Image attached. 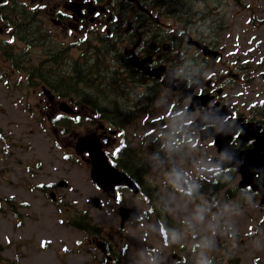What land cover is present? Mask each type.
Masks as SVG:
<instances>
[{
    "label": "rangeland",
    "instance_id": "rangeland-1",
    "mask_svg": "<svg viewBox=\"0 0 264 264\" xmlns=\"http://www.w3.org/2000/svg\"><path fill=\"white\" fill-rule=\"evenodd\" d=\"M203 7L211 10L206 3L196 9ZM178 11L174 7L161 18L185 32L179 20L183 8ZM216 14L219 28L215 37L225 51L224 59L211 61L206 74L217 73L218 64L223 71L231 65L232 71L245 73L230 93L247 113L264 109V0H226L219 3ZM197 26L211 33L199 21L193 30L186 31L198 34L194 30ZM67 37L56 32L45 42L39 37L28 44L0 28V264H264V204L260 195L252 190L244 198L229 196L227 192L240 180L238 175L216 196L211 194L216 208L211 209L206 196L212 192L205 194L201 189L220 168L222 157L212 139L201 140L197 133L181 131L179 127L187 129L183 122L190 119L184 115L171 114L169 121L159 126L150 124V115L161 121L162 113L184 111L185 104L179 105L176 95L168 99L164 94L144 97L148 100L134 110L129 130L132 139L136 136V141L130 142L133 147L145 146V141L154 139L160 130L164 132L155 143L157 152H143L142 157L148 164L147 183L158 184L157 191L148 189L150 196L162 200L167 211L164 220L173 222V226L168 224L169 231L162 229L160 217L150 209L152 200L122 189L118 201L92 181L91 166L74 149L79 136L76 130L81 131V125L63 124L79 114L86 116L87 111L77 115L61 112L60 100L71 105L70 99L57 97L51 101L40 86L48 84L39 78V72L53 69L61 73L53 51L58 42L68 45L74 41L73 35ZM83 44L87 46V42ZM26 47L31 51L18 53ZM78 47L72 46L71 51L81 52ZM239 65L244 70L240 71ZM72 69L63 65L61 77L73 74ZM111 89L118 101L126 95L134 97L131 89L121 93L118 88ZM135 89L140 90L137 86ZM121 105L135 107L133 102ZM55 106L57 115L52 114ZM153 125L158 131L146 139L143 135ZM181 169L190 179V189L185 192L170 184L171 175ZM60 180L68 185L58 188V198L53 200L51 185ZM193 190V194L188 193ZM93 197L101 199L102 208L93 205ZM121 205L137 208L140 218L122 226ZM83 212L99 227L97 234L74 224ZM94 237H105L113 243L112 258L108 259L95 241L91 244ZM178 252L180 260L173 257Z\"/></svg>",
    "mask_w": 264,
    "mask_h": 264
},
{
    "label": "flooded vegetation",
    "instance_id": "flooded-vegetation-1",
    "mask_svg": "<svg viewBox=\"0 0 264 264\" xmlns=\"http://www.w3.org/2000/svg\"><path fill=\"white\" fill-rule=\"evenodd\" d=\"M204 3L211 10L204 7L196 9ZM219 3L221 0H0V28L7 31L12 38L17 39L18 37L25 43L40 39L39 37L44 38L42 41L45 42L49 36L56 32L62 33L65 37L73 35L74 41L69 42L68 45L58 42L56 44L57 50L53 51L58 56L56 66L59 69L63 65L64 67L70 65L72 68L81 63L94 65L99 60L114 75L116 74L119 83L112 86L118 90L124 88L123 91L133 90L134 97L126 95L122 97L123 101L119 102H133L135 107L131 106L132 109L124 108L126 114L118 118L91 109L85 105V102H89L91 98L79 94L69 97L71 105L68 101L65 103L64 99L60 100L59 108L65 104L67 108L71 109L69 113L76 115L82 113V110L87 111L86 116L79 114L72 119L70 118L73 120L71 123H79L78 127L81 125L82 130L78 131L79 128L76 130L77 136L99 139L110 162L125 171L139 186L140 190L135 194L148 202L152 200L150 209L160 217V221H164L162 222L164 231L168 230V224L173 226V222L169 218L164 220L167 211L161 205L162 200L150 196L148 189H151L152 192L157 191L158 184L156 183L153 189V185L147 183L149 182L147 179L149 177L148 164L142 157L143 152L147 154L157 152L158 146L156 147L155 143L164 132L160 130L159 135H156L154 139L145 141V146L133 147L130 144V142L136 141V136L132 139L129 135V130L133 126V115L135 117L134 110L148 100L144 97L154 98L164 94L168 99L176 95L179 105L185 104L184 111L177 114L162 113L164 120L161 121H159L158 116L150 115V124H158L159 126L161 122L169 121L171 114L172 117L184 115L190 119L183 122L187 129L179 127L181 131L188 132L189 123L204 110L217 112L222 122L235 129L231 141L236 147H253L255 138L249 136L256 132V129L260 128L258 132L264 129V109L258 108L255 112L247 113L239 108L235 96L230 93V90L238 85L237 80L241 78V73L232 71L231 65H228L223 71L221 65L218 64L217 73L206 74V70L210 69L211 61L217 60L219 62V60L224 59L223 53L225 51L215 34L203 32L199 26L194 29L198 34L186 31L187 28L193 30L197 22L180 23L186 28L185 32H182L181 29L170 25L168 21L161 18V14H170L174 7L181 9L188 6L189 9L185 8L186 11L184 12L186 15L197 13L202 14L204 18L208 14L206 22H199L204 26V30L211 31L214 30L213 23H216L217 20L218 15L216 13H218ZM195 41L202 42L214 52H206ZM85 42H87V46L83 47ZM76 44L82 51L73 53L71 47ZM29 51L30 48L26 47L20 49L18 53L26 54ZM95 51H98V54ZM63 56L67 57L64 58ZM239 67L240 71L244 70L241 65ZM152 71L154 72L151 74ZM82 82L84 83L83 80ZM108 83L110 87L111 80ZM40 86L45 94L48 91L49 100H57L58 96L50 94L45 83ZM135 86L140 90L135 89ZM198 95L202 98L201 103L195 108H191L193 96ZM57 109L55 106V111L52 114L55 115ZM139 109H142V105ZM99 114H104L106 117H101ZM81 119H86L87 122L82 123ZM211 125L207 124L206 127ZM157 131L156 125L150 126L143 136L147 139L148 135ZM74 149L76 152V146ZM78 156L92 166L88 152L78 153ZM137 162H142L138 169L136 168ZM124 168H127L128 171ZM232 170L235 171V169ZM177 174L182 177L179 179L181 184L175 180ZM170 179L171 186L173 184L183 192L190 189L189 176L182 169L176 170ZM60 181L53 182L51 185L50 196L54 200L58 198L57 189L61 186L66 187ZM212 188L213 186H210L209 190ZM122 189L129 190L125 186H119L115 191L116 196L108 195V197L121 201V193L119 194V192ZM242 189L245 190L244 193ZM248 191L251 192L250 188H242L237 185L231 197L243 198L249 193ZM188 193L193 194L194 190L188 191ZM211 194L216 196L217 193H209L206 199L211 204V209H216L214 208L215 197ZM120 219L122 226L136 221L123 222L121 217ZM93 229L97 234L99 227L94 225ZM164 233L166 236L168 235L166 232ZM94 241L108 259L112 258L110 249L114 251V247L111 241L105 237L103 240H97L96 237L90 239L91 244ZM174 255L179 260L182 259L180 252L173 253ZM120 257L121 255L117 257L118 260Z\"/></svg>",
    "mask_w": 264,
    "mask_h": 264
},
{
    "label": "water",
    "instance_id": "water-1",
    "mask_svg": "<svg viewBox=\"0 0 264 264\" xmlns=\"http://www.w3.org/2000/svg\"><path fill=\"white\" fill-rule=\"evenodd\" d=\"M153 72L154 71H152L151 74ZM194 98L195 100L191 108L198 106L201 102V97L197 96ZM210 121H218V123L216 127L209 131L202 129V136L206 137L209 135L215 137V144L218 147V151L225 156L222 165L224 167H235L242 176L240 185L247 186L250 184L254 189L259 190L262 196L261 200L264 202V131L260 134L253 133L249 136L250 138H256L253 148H235L234 144L231 142L232 134L235 129L228 127L218 118V115L213 112H202L200 117L191 124V127L199 129L204 123ZM78 150H87L90 153L93 159L92 178L104 190L109 192L114 190L115 185H127L135 192L139 191V187L126 173L110 164L97 138L88 141L85 137H81ZM179 179H181L180 176L175 177V180L181 183ZM61 184L64 185L66 183L61 182ZM98 202L99 199L96 198L95 203L98 204ZM120 212L123 222L134 220L139 216L138 210L130 207H122Z\"/></svg>",
    "mask_w": 264,
    "mask_h": 264
},
{
    "label": "trees",
    "instance_id": "trees-1",
    "mask_svg": "<svg viewBox=\"0 0 264 264\" xmlns=\"http://www.w3.org/2000/svg\"><path fill=\"white\" fill-rule=\"evenodd\" d=\"M236 3H239L240 0H234ZM254 20V19H252ZM96 48H99L96 46ZM96 52V51H95ZM98 54V51L96 52ZM67 70V69H65ZM64 70V71H65ZM61 73L55 70H49L48 72H39V78L45 80L49 74L56 73L53 78L49 81L51 87L56 90L62 96H72V95H82L89 96L91 102H86V104L93 109L103 112L105 114H111L116 116V118L122 116L125 112L124 107L121 105V102L118 101V98L114 94L111 86L109 87L108 81L113 79V81H118L114 73L109 72L105 65L97 60L94 65H89L88 63L78 64L75 68L72 69L73 74H68L66 77L62 76V68L60 69ZM109 77L108 78V74ZM38 76V75H37ZM86 82L85 87H81L80 82L82 80ZM116 79V80H115ZM119 82V81H118ZM112 91V92H109ZM88 98V97H87ZM100 116L106 117L104 114H99ZM137 169L142 165V162H137ZM128 171L127 168H124ZM234 171L230 169L221 170L215 177V180L209 182L215 190H220L230 184L234 177ZM243 193L245 190H243Z\"/></svg>",
    "mask_w": 264,
    "mask_h": 264
},
{
    "label": "snow or ice",
    "instance_id": "snow-or-ice-1",
    "mask_svg": "<svg viewBox=\"0 0 264 264\" xmlns=\"http://www.w3.org/2000/svg\"><path fill=\"white\" fill-rule=\"evenodd\" d=\"M57 119H59V117H57Z\"/></svg>",
    "mask_w": 264,
    "mask_h": 264
}]
</instances>
